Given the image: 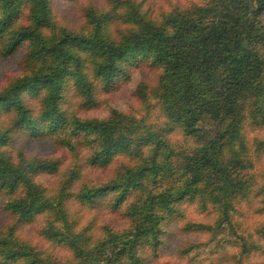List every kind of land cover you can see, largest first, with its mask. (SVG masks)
<instances>
[{
    "label": "trees",
    "instance_id": "1",
    "mask_svg": "<svg viewBox=\"0 0 264 264\" xmlns=\"http://www.w3.org/2000/svg\"><path fill=\"white\" fill-rule=\"evenodd\" d=\"M0 64V264H264V0H0Z\"/></svg>",
    "mask_w": 264,
    "mask_h": 264
},
{
    "label": "rangeland",
    "instance_id": "2",
    "mask_svg": "<svg viewBox=\"0 0 264 264\" xmlns=\"http://www.w3.org/2000/svg\"><path fill=\"white\" fill-rule=\"evenodd\" d=\"M59 11H60V15L61 18L67 22L68 24H73L76 22V15H75V11L74 9H72L69 6H64V5H60L59 6ZM11 68V64H0V78H1V74L4 70H7ZM120 100L115 103V106H120L122 100H127L126 96L124 94H121L120 96ZM42 150H45L46 152H51L48 148L46 147H42ZM257 172L264 177V161L260 164L257 165ZM100 175V174H98ZM96 173L92 174L93 178L99 177ZM100 219L102 221H107L109 219V217L103 213L100 214ZM249 227L251 228V222L249 221ZM223 248H218L217 249V255L216 258H218L219 256H221L224 253H234L235 249L231 246H229L228 244L222 245V243H220L219 247ZM204 254H208L209 253V247L204 248L203 250ZM203 254V255H204ZM156 264H181V262L175 257V255H173L172 253H167L165 255H163L160 260L156 263ZM204 264H208V261L204 262Z\"/></svg>",
    "mask_w": 264,
    "mask_h": 264
}]
</instances>
